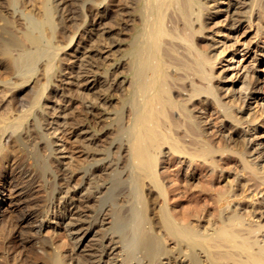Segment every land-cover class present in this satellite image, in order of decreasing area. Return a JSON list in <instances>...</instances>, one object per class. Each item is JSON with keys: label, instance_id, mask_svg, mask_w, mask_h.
<instances>
[{"label": "bare ground", "instance_id": "obj_1", "mask_svg": "<svg viewBox=\"0 0 264 264\" xmlns=\"http://www.w3.org/2000/svg\"><path fill=\"white\" fill-rule=\"evenodd\" d=\"M84 1L0 0V159L13 155L12 169L25 165L24 138L31 139L36 130L34 138L40 135L38 143L49 150L44 158L40 150L34 153L38 176L53 164L56 168L49 173L56 182L55 187L50 184L52 192L35 177V183L26 180L20 187L13 182L0 185L4 222L8 214L22 210L20 206L30 208L15 217L12 250L36 244L41 229L52 226L65 231L71 249L65 248L63 238L67 245L59 241L58 249L50 252L43 240L36 264H264V158L258 142L264 116L256 117L255 109L248 116L243 112L256 93L250 84L259 82L264 60V0H129V13L123 0H86L80 7ZM102 2L112 7L109 22L99 9ZM26 7L39 10L26 11L24 18L15 15ZM128 17V86L118 83L121 60L109 64L101 81L89 83L88 76L123 42L119 37ZM79 21L89 27L82 40L86 33L97 38L84 44L82 59L68 76L69 94L81 108L66 113L73 97L61 91L62 97L55 99L65 114L61 120L50 114L49 120L42 100L63 59L57 52L62 47H54V40L58 45L69 40L70 27L79 28ZM241 27L245 31L235 36ZM242 36L246 39L241 44ZM237 44L246 47L240 50ZM241 52L248 63L236 81L243 67L233 79L226 67L217 68L227 55L235 58ZM122 84L127 92L119 97L116 124H110L114 137L105 145L101 108L111 103L110 92ZM100 86L102 91L90 97ZM66 98L68 105L62 106ZM29 116L34 118L32 135L24 126ZM60 141L82 148L77 160L71 149L68 164L57 161V152L68 147H56ZM90 235L96 236L95 243L85 246Z\"/></svg>", "mask_w": 264, "mask_h": 264}, {"label": "rangeland", "instance_id": "obj_2", "mask_svg": "<svg viewBox=\"0 0 264 264\" xmlns=\"http://www.w3.org/2000/svg\"><path fill=\"white\" fill-rule=\"evenodd\" d=\"M84 1V0H83ZM86 1V0H85ZM85 1L84 2H81V5H80V7L82 6V7H85V5H87V2L89 1H86V3H85ZM91 1V0H90ZM94 2H96V3H98V2H101V0H93ZM126 3V4H124L125 5V11H126V13L128 12L129 13V11L131 10V7H129L130 6V4H128L127 5V3H129V0H128V2H127V0H123V3ZM83 3H84V6H83ZM127 5V6H126ZM223 5V3H221L219 6H222ZM38 6V5H37ZM39 7V6H38ZM38 7L35 9V8H33V9H31V7H26V10L25 9H22V8H24V7H22L21 8V10L20 9H18V11L17 12H15L16 14L15 15H17V14H20L21 13V17H23L24 18V15L25 14H27L28 13V11H30V10H39L38 9ZM106 7H107V9H106ZM109 7V8H108ZM130 9H129V8ZM223 10H224V12H226L227 11V9H225L226 7L224 6V7H221ZM29 9V10H28ZM99 9L101 10V11H104V14L106 15V17H105V21H106V18L107 17H111L112 16V12H111V9H112V7H110V5L108 6V5H104V3L102 2V3H100L99 4ZM23 10V11H22ZM107 10V11H106ZM21 11V12H20ZM27 11V12H26ZM109 11V12H108ZM26 12V13H25ZM6 13L9 15V14H11L12 12H11V8H10V10H7L6 11ZM25 13V14H24ZM31 13H32V11H31ZM36 13V11L34 12L33 11V15ZM37 13H39V11H37ZM36 13V14H37ZM109 13H111V14H109ZM28 14H30V12L28 13ZM108 15V16H107ZM221 15H223V13L221 14ZM87 21H89L88 19H90V17L87 15ZM225 16H222V17H220V20H225V18H224ZM85 19H86V16H85V18H84V21H85ZM129 17L128 18H126V22H127V24H126V22H125V24H123V33L120 35V41H123V42H121L120 43V45L119 46H116V47H114L113 49H112V51H111V55L109 56V58H111V59H106V61H105V63H104V65H101V70L100 69H98V70H96L93 74H90L89 76H88V78H89V83H91V82H93L94 80H98L99 79V81H101V79H103L104 78V76H105V74L103 73L104 72V70L105 69H107L108 67H110V65L113 63V62H119L120 60V62L123 64V66H124V69H123V66L120 68V69H118V71H120L119 73V78H118V83H120L121 81H125V85H127L128 86V83H129V76H128V74H127V70H126V63H127V59H128V57L127 56H125V50H126V48H127V46H126V44H127V41H128V35H129V31H130V29H131V26H130V23L128 24V22H129ZM107 20L108 21H106V22H109V19L107 18ZM21 21H25L24 19L22 20V18H21ZM104 21V22H105ZM79 23H81L80 25H79V28H78V25L77 24H75L76 26L74 27V25H72V27L74 28H72V27H70V30H71V33H70V35H69V37L70 38H68L69 40H67V41H63V42H61L62 44L60 45H58V43H57V40L55 41L54 40V42H56L55 44H54V47H56V46H60V50H58L57 52H59V57H61V58H63L60 62H58L59 64H58V67L59 66H61V67H59L60 69H58L57 70V72L55 73V75L56 76H54V78H53V81L49 84V86L47 87V90H46V96L48 97H45V98H43V102H42V104H44V103H47V107L45 108V112H50L51 110V112H53V110L55 111V114H53V113H46L45 114V116L47 117V118H49L50 117V114H51V117H53V118H55V119H59V120H61L62 118H63V114H65L64 112H62V110L64 109V108H61L60 106V103H58L57 102V100H58V98L59 97H62V94H65V96H72V95H70L69 93H70V91H69V87H67L68 86V82L70 81L69 80V78L71 77V75L69 74V72L71 71L70 70V68L71 67H75L76 68V66L80 63V61H81V59H82V53L84 52L83 50V48H84V46H86L89 42V40H92V41H95L97 38H96V36H94L93 34H91L90 35V33H86L84 36H86L83 40L81 39V37H82V34L85 32V30H86V28L88 27V25H87V23L85 24L84 22H83V24H82V22H80L79 21ZM85 24V25H84ZM87 25V26H86ZM80 26H81V28H80ZM126 26V27H125ZM78 29H77V28ZM84 27V28H83ZM130 27V28H129ZM72 28V29H71ZM89 28V27H88ZM126 28H128L127 30H126ZM85 29V30H84ZM82 30H84V31H82ZM72 31H73V33H72ZM75 31H77L76 33H75ZM126 31H128V32H126ZM245 31V28L243 27H241V28H239V31H238V34H235V36H237V35H239L240 33H242V32H244ZM225 32V31H224ZM227 32V31H226ZM72 34H75V36L74 35H72ZM224 34H227V33H224ZM80 35V36H79ZM74 36V37H73ZM78 36V37H77ZM76 37V38H75ZM88 37V38H87ZM72 38H74V39H72ZM81 40H80V39ZM87 38V39H86ZM231 38L233 39V35L231 36ZM72 39V40H71ZM89 39V40H88ZM246 39V38H245ZM245 39H244V36H242L241 37V39H240V43L242 44V42H244L245 41ZM79 40H80V45H79ZM125 40H126V43H125ZM85 41V42H84ZM242 41V42H241ZM77 43V44H76ZM125 43V44H124ZM84 44H86V45H84ZM241 44H237V46L236 47H238L240 50H244L245 49V47L246 46H242ZM77 45V46H76ZM241 46L243 47V48H241ZM83 47V48H82ZM235 47V48H236ZM76 50H75V49ZM117 48V49H116ZM121 48V50H119ZM78 49V50H77ZM74 51V52H73ZM105 51V50H104ZM117 53V54H116ZM122 53V54H121ZM244 54V52H241L240 54H237L236 56H235V58H233V55H232V53L231 54H229V55H227L226 57H225V61L223 60V62H221L222 64H220L219 65V67L217 68V69H219L221 66L222 67H226V70H227V75L228 76H230L231 74H233L232 75V79L233 78H236V81L239 79V77L242 75V73H244V71H245V69H244V67L247 65V63L248 62H245L244 60H243V54ZM81 54V55H80ZM76 57H75V56ZM104 55H106V54H104ZM114 55H115V57H114ZM242 55V56H241ZM80 56V57H79ZM125 58H124V57ZM241 56V57H240ZM78 57V58H77ZM116 57H118L117 59H116ZM127 57V58H126ZM231 57V58H230ZM73 58V59H72ZM81 58V59H80ZM227 58H228V60H227ZM247 58V57H246ZM76 59V60H75ZM124 59H125V61L126 62H124ZM232 59H234V60H232ZM236 59V60H235ZM69 60V61H68ZM74 60V61H73ZM109 60V61H108ZM119 60V61H118ZM232 60V61H231ZM240 60V61H239ZM64 61V62H63ZM73 63V64H71V62ZM238 61V62H237ZM112 62V63H111ZM119 62V63H120ZM230 62V63H229ZM66 63V64H65ZM107 63V64H106ZM228 63V64H227ZM231 63H233L232 65H229V64H231ZM74 64H76V65H74ZM106 64V65H105ZM110 64V65H109ZM224 64V65H223ZM64 65V67H62ZM66 65H67V70H65L66 69ZM229 65V66H228ZM106 66V67H105ZM231 66V67H230ZM240 66V67H239ZM244 66V67H243ZM105 67V68H104ZM235 67V68H234ZM243 67V69L244 70H242L239 74L237 73L239 70L238 69H240L241 70V68ZM69 68V69H68ZM74 68V69H75ZM230 69V70H229ZM259 70L258 71H260V72H258L259 73V76H258V78H259V82L255 85L253 82L250 84L251 85V87H252V89H253V91H256V93H255V95H253V96H251L250 98L251 99H249V102L248 103H246V107L244 106V108H243V112H246L247 114L245 115V116H248V112L249 111H251V113H253L255 110L257 111H255L256 113H258V114H256V117H258V115L261 117V118H263V114H264V60L261 62V65L259 66V68H258ZM59 70H64V71H62V73H61V71L59 72ZM123 70V71H122ZM124 72H126V73H124ZM118 73V72H117ZM230 73V74H229ZM236 74V77H235V74ZM61 74V75H60ZM62 74H63V76H62ZM123 74V75H122ZM127 74V75H126ZM262 74V75H261ZM59 75V76H58ZM65 75V76H64ZM70 75V76H69ZM97 75V76H96ZM238 75V76H237ZM240 75V76H239ZM58 76V77H57ZM62 76V77H61ZM67 76V77H66ZM68 76H69V78H68ZM234 76V77H233ZM56 77V78H55ZM99 77V78H98ZM124 77V78H123ZM59 78V79H58ZM90 78H93V79H90ZM95 78V79H94ZM97 78V79H96ZM257 78V79H258ZM55 79H58V80H55ZM63 80H65V81H63ZM69 80V81H68ZM92 80V81H91ZM121 80V81H120ZM263 80V81H262ZM67 81V82H66ZM262 81V82H261ZM2 81H0V84H3V83H1ZM54 82H55V84H54ZM62 82H65V84L64 83H62ZM261 82V83H260ZM53 83V84H52ZM66 86H64V85ZM124 84H122V85H120L119 86V88L117 87V88H115V90H112V91H114V92H110V94H111V99H110V101H111V103H109V104H107L105 107H103V108H101V111H102V113L104 114L103 115V117H102V120H103V123H101L102 125L101 126H103V132L101 131L100 133H104L105 131V134L104 135H100L102 138H105L106 137V139L108 140H106L105 142L106 143H104L105 145H108V142H110L111 140H113V135L110 133V132H112V131H114V126H115V124H116V121H113V120H115V118L114 117H116V115H114L115 113H116V111H117V109H118V107L120 108V106H121V101H122V98H119L120 96L121 97H123V95L127 92V90H126V87L127 86H125L124 87ZM227 84H231V80H227ZM253 84V85H252ZM55 85V86H54ZM58 85H60V86H58ZM256 87H255V86ZM54 86V87H53ZM57 86V87H56ZM64 87H65V89H64ZM123 87V88H122ZM259 87H260V89L262 90H260L259 89ZM51 88V89H50ZM55 88V89H54ZM68 88V89H67ZM98 88V90L96 89V88H94V89H92V91H90L89 93H90V97H92V95L94 94L95 95V93H97L96 91H98V93H100L101 91H102V89H101V86L100 87H97ZM100 88V89H99ZM258 88V91L256 90ZM54 89V90H53ZM50 90V91H49ZM60 90V91H59ZM66 92H65V91ZM68 90V91H67ZM100 90V91H99ZM124 90V91H123ZM224 90H225V88H224ZM57 91V92H56ZM64 91V93H62V92ZM121 91H123V92H121ZM50 92L52 93L51 95H50V97L48 96V94H50ZM68 92V93H67ZM93 92V93H92ZM115 92H117V93H115ZM258 92V93H257ZM260 92V93H259ZM56 93V94H55ZM62 93V94H61ZM120 93V94H119ZM122 93V94H121ZM124 93V94H123ZM113 94V95H112ZM114 94H115V96H116V94L118 95L117 97H115L114 96ZM94 95H93V97H94ZM64 96V97H65ZM113 96V97H112ZM55 97H56V99H55ZM73 97V100H72V102H71V104L70 105H68V103H66V100H67V98L65 99V101H64V103L62 102V106L63 105H68V110H66V113L68 112V111H70L71 109L70 108H72L74 111H77V110H79L81 107H79L80 106V103H79V100L77 99V98H75V96H72ZM228 97V95L225 97L226 98V101H228L229 100V98H227ZM254 97V98H253ZM52 98V99H51ZM117 100H116V99ZM257 99V100H256ZM118 100H121V101H118ZM252 100V101H251ZM256 100V101H255ZM57 103H56V102ZM60 102V101H59ZM79 104V105H77V104ZM120 103V104H119ZM252 103V104H251ZM257 103V104H256ZM260 103V104H259ZM56 104V105H55ZM117 104V105H116ZM248 104V105H247ZM72 105L74 106V107H72ZM115 105V106H114ZM119 105V106H118ZM249 105H253V106H249ZM254 105L256 106V108L254 107ZM258 105H260V106H258ZM49 106V107H48ZM52 106V107H51ZM53 106H54V108H53ZM59 106V107H58ZM116 106H118V107H116ZM263 106V107H262ZM77 107H79V108H77ZM110 107V108H109ZM252 107V108H251ZM38 107H36V110H38L37 109ZM59 108H61V109H59ZM66 108V109H67ZM248 108V109H247ZM47 109H48V111H47ZM58 109V110H57ZM77 109V110H76ZM103 109V110H102ZM255 109V110H254ZM60 110V111H59ZM105 110V111H104ZM107 110V111H106ZM108 110H109V113H108ZM247 110V111H246ZM259 110V111H258ZM261 110V111H260ZM253 111V112H252ZM263 111V112H262ZM58 112H60V113H58ZM108 114H107V113ZM260 112H262L261 113V115H260ZM57 113V114H56ZM62 113V114H61ZM128 112H127V109H125V114H124V120H125V123H127V116H126V114H127ZM250 113V112H249ZM53 114V115H52ZM59 114V115H58ZM107 116H106V115ZM55 115V116H54ZM56 115H58L59 116V118H58V116H56ZM112 115V116H111ZM113 115H114V117H113ZM105 116V117H104ZM49 118V120H51V119H53V118ZM108 117H113V118H108ZM259 117V118H260ZM31 118H32V120H31ZM28 121L30 122H26V124L24 125V126H26V129L28 128V126H29V129H27L28 130V133H31V135L33 134V136L31 137V139H30V137H29V139H27V138H24V141L26 142H24L23 143V145H22V148H23V151H25V154H26V152H27V154L25 155V158H23V161H22V163L24 164L25 163V165H17V166H19V167H16V165L13 167V169H12V167H11V161H10V159L13 157V155H9V157H7V159H6V161L5 160H1L0 159V185H3V182H4V184H8V182L9 183H12V185H14V184H17L18 185V187H20V186H23V185H25V184H23L22 182L23 181H30V183H35L34 181H37V182H39V180H40V183H42L46 188H47V186H48V188L50 189V191L52 192V189L53 188H50L51 187V182H52V186L53 187H55V184L54 183H56L55 182V180L54 179H52L53 178V176H52V171L53 170H55L56 168H54V164L53 165H51L50 167H48V169H47V172L45 173L44 172V174L42 175V179L38 176V174L39 173H37L36 172V167H35V163H36V160H37V157H35L34 156V153L35 152H38L39 154H40V151H41V156L44 158V157H46L48 154H49V150H47V149H45V147L40 143H38L40 140V135L38 136V139L37 138H34V136L35 137H37V133H36V130H34V132L32 131L33 129H34V127L32 126V125H34L32 122H33V117H28ZM111 119H112V121H111ZM245 119H247V118H245ZM107 120V121H106ZM110 120V121H109ZM106 123H105V122ZM110 123H109V122ZM245 121H247V120H245ZM246 124L247 123H249L248 121L247 122H245ZM0 124H2V123H0ZM32 124V125H31ZM86 124V123H85ZM107 124V125H106ZM110 124H112V126L110 125ZM104 125H106V126H104ZM110 125V126H109ZM245 125V124H244ZM253 125V126H252ZM251 125V127H254V125H256V123H254V124H252ZM36 126H38V125H36ZM87 126H89V125H87ZM246 126V125H245ZM244 126V127H245ZM33 127V129L31 130L30 128H32ZM107 127H109V128H107ZM106 130H105V129ZM92 129L93 128H90L89 127V130L90 131H92ZM101 129V128H100ZM110 129V130H109ZM29 130H31V132L29 131ZM41 132V131H40ZM110 133V134H109ZM243 133H245L244 131H243ZM108 134V135H107ZM246 134V133H245ZM261 134V135H260ZM2 133L0 132V144H3L2 142H3V139H2ZM109 136H111V137H109ZM259 140H258V142H259V144L262 146H260V150H262L261 152H262V156H263V158H264V125H262V126H260V132H259ZM53 137V136H52ZM35 139V140H34ZM31 141H33V142H31ZM29 142H31V143H33V144H31V143H29ZM41 142V141H40ZM257 142V143H258ZM261 142V143H260ZM28 143H29V145H28ZM38 143V144H37ZM62 143H65V146L67 147L66 149H65V151H64V153H63V151H61V153L60 152H57L58 154H56V156H57V158L59 159V160H57V161H61V163L62 164H64L65 165V162H66V164H68V162H70V155H69V152L70 153H72V150L71 149H73V151L75 152V153H73L74 154V156L76 157V160H77V156H79L78 155V151L79 150H81L82 148L78 145V144H76L77 146V149H76V147L74 148H72V146L70 145V143L69 142H67V141H64V142H62V141H60V142H58L57 143V146L56 145H54V146H56V147H61V145H62ZM11 144V145H10ZM28 145L27 147L28 148H26V145ZM31 144V145H30ZM36 145V146H35ZM39 145L41 146V147H39ZM103 145V144H102ZM7 148L10 150V148H11V146H12V140L9 142V144H7ZM30 146V147H29ZM33 146V147H32ZM38 146V147H37ZM69 146H71V147H69ZM101 148H103V146L101 147ZM31 151H34V152H32L31 151V154H30V152H29V150ZM34 149V150H33ZM44 149V150H43ZM67 149H69V150H67ZM27 150V151H26ZM36 150V151H35ZM37 150H40V151H37ZM43 150V151H42ZM45 151V152H44ZM48 151V152H47ZM67 151V152H66ZM29 152V153H28ZM19 153V152H18ZM45 153V154H44ZM47 154V155H46ZM43 155H45V156H43ZM60 155V156H59ZM10 156H12V157H10ZM31 157H32V160H31ZM253 157H255V155L253 156ZM29 158V159H28ZM34 158V159H33ZM62 158V159H61ZM83 158V157H82ZM25 159V160H24ZM36 159V160H35ZM7 160H9V161H7ZM52 161L54 160V158L53 159H51ZM75 160V161H76ZM34 161V162H33ZM5 162V163H4ZM28 162V166L26 165V163ZM29 162H32L31 164L29 163ZM51 162V161H50ZM7 164V165H6ZM61 164V165H62ZM75 164H76V162H75ZM124 164V163H123ZM123 164L121 165V166H123ZM3 165V166H2ZM9 165V166H8ZM29 165H30V167H29ZM34 165V166H33ZM21 166V167H20ZM23 166V167H22ZM25 166V167H24ZM27 166V167H26ZM33 166V167H32ZM16 167V168H15ZM29 167V168H28ZM5 168V169H4ZM7 168V169H6ZM19 168V169H18ZM26 168V169H25ZM32 168V169H31ZM12 169V170H11ZM22 169H24L23 171H22ZM34 169V170H33ZM49 169H51L50 171H49ZM53 169V170H52ZM22 171V172H21ZM29 173H28V172ZM12 172V173H11ZM30 172H32V173H30ZM11 173V174H10ZM14 173V174H13ZM49 173H52L51 174V176H50V174ZM25 174V175H24ZM33 176H32V175ZM35 174V175H34ZM36 174H37V176H36ZM48 176H47V175ZM13 175V176H12ZM22 175H24V176H22ZM27 175V176H26ZM31 175V176H30ZM40 175V174H39ZM50 176V177H49ZM23 177V178H22ZM32 177V178H31ZM34 177H35V179H34ZM44 177V178H43ZM47 177V178H46ZM45 178H46V180H48V181H45ZM31 179H34V181L32 180L31 181ZM44 179V180H43ZM43 180V181H42ZM52 180H54V181H52ZM19 182H20V184H19ZM36 182V183H37ZM46 182V183H45ZM54 182V183H53ZM2 183V184H1ZM54 184V185H53ZM26 185H27V183H26ZM50 185V186H49ZM50 192V193H51ZM117 192V194H118V190L116 191ZM119 192H121V191H119ZM48 192H46V195H48L47 194ZM50 193H49V195H50ZM43 194V193H42ZM45 194V193H44ZM43 194V195H44ZM121 195V194H120ZM48 197V196H47ZM24 207V208H23ZM28 208V209H27ZM19 209H22V210H17V211H15L13 214H8L6 217L7 218H5V221L6 222H4V220L2 219V217H0V264H12V263H14V264H36V263H38V257L37 256H39V255H41L40 253H42L43 251L42 250H40V247H42L41 246V244L43 245V243H45L44 241H46V243L49 241V242H51V246L52 247H50V243L48 244H44L43 245V247H45L46 245V248H47V251H50V252H52V251H54L53 249H55L56 250V248L58 249V246H59V243L63 240V243L61 242V244H65V245H67L68 244V246H66L65 248L67 249V250H70L71 248H70V245H71V243H70V241L72 242V240L70 239H68V237H67V235H66V233H65V231L64 230H61V229H59V228H54V227H49V226H47V227H44V228H42L41 229V231H40V233L39 234H35L33 237L36 239L35 241H36V244H35V242H33V243H31L32 244V246H28V248L27 247H25V250L23 249L24 247H21V248H17V247H14V250H12L13 249V246H14V244H13V241H12V236H13V234H14V231H15V228H14V225H15V217H17L18 218V216H20V214L22 213V212H25V211H29V207L28 206H26V205H22V206H20L19 207ZM27 209V210H26ZM24 210V211H23ZM30 211H32V210H30ZM15 214V215H14ZM9 215H11V216H13L12 218H11V216H9ZM10 218V219H9ZM32 219V218H31ZM29 220L30 222H33L34 221V219H32V220ZM45 219H46V217H45ZM12 221V222H11ZM4 222V223H3ZM11 222V223H10ZM8 223V224H7ZM7 224V225H6ZM4 227V229L2 228V227ZM6 226V227H5ZM12 230V231H11ZM14 230V231H13ZM10 231V232H9ZM48 231V232H47ZM56 233H55V232ZM49 232H50V236H52V235H54V236H52V237H50L49 236ZM53 232L55 233V234H53ZM59 232V233H58ZM65 234H64V233ZM48 233V234H47ZM10 234V235H9ZM12 235V236H11ZM58 235V236H57ZM92 235V234H91ZM88 236V238H86L85 240H84V245L85 246H92L91 245V243L93 242V243H95V240H96V236L93 238V236ZM98 236H99V234H97ZM7 236L9 237V238H7ZM11 236V237H10ZM40 236V237H39ZM55 236H57V237H55ZM61 236V237H60ZM66 236V237H65ZM97 236V237H98ZM91 237V238H90ZM44 238V239H43ZM46 238H48V239H46ZM56 240H55V239ZM67 241L66 243H65V241H64V239ZM52 239H53V241H52ZM59 239V240H58ZM68 239V240H67ZM89 239V240H88ZM42 242H41V241ZM44 240V241H43ZM48 240V241H47ZM88 240V241H87ZM41 243H40V242ZM60 241V242H59ZM39 242V243H38ZM59 242V243H58ZM86 242V243H85ZM12 243V244H11ZM87 243H88V245H87ZM92 243V244H93ZM38 244V245H37ZM60 244V245H61ZM55 245H58L57 247H55ZM94 245V244H93ZM37 246V247H36ZM54 246V247H53ZM31 247H32V249H31ZM16 248V249H15ZM46 248H44V249H46ZM70 248V249H69ZM22 251H21V250ZM38 249V250H37ZM51 249V250H50ZM33 250H34V252H33ZM11 251V252H10ZM17 251H19V253L17 252ZM38 251H39V253H38ZM7 252V253H6ZM28 253V254H27ZM32 253V254H31ZM35 254H38V255H35ZM4 256V257H3ZM9 260V261H8ZM37 260V261H36ZM3 261V262H2ZM9 263H8V262Z\"/></svg>", "mask_w": 264, "mask_h": 264}]
</instances>
